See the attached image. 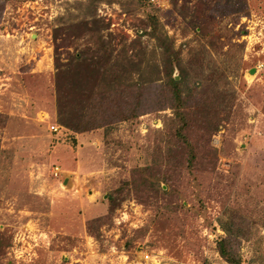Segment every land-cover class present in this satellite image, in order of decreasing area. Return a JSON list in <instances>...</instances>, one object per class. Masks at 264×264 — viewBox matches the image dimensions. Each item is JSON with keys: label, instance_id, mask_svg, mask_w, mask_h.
Instances as JSON below:
<instances>
[{"label": "rangeland", "instance_id": "374dc122", "mask_svg": "<svg viewBox=\"0 0 264 264\" xmlns=\"http://www.w3.org/2000/svg\"><path fill=\"white\" fill-rule=\"evenodd\" d=\"M78 1L6 0L2 13L0 264H144L146 253L156 264H229L217 245L220 219L232 212L251 232L237 250L241 264H264V0H247L249 15L218 19L205 36L195 12L220 0L99 3L97 16L128 44L146 31L141 46L164 81L155 16L188 76L214 75L215 104L178 118L159 109L153 85L135 120L74 135L50 125L59 124L56 43L61 62L92 43L65 28L56 38L57 24L85 17Z\"/></svg>", "mask_w": 264, "mask_h": 264}, {"label": "trees", "instance_id": "16d2710c", "mask_svg": "<svg viewBox=\"0 0 264 264\" xmlns=\"http://www.w3.org/2000/svg\"><path fill=\"white\" fill-rule=\"evenodd\" d=\"M104 1H78L81 2L80 8H85V17L79 20L69 19L71 22L55 26L56 38L58 32L65 28L73 33H87L92 41L82 49L76 48L66 62L59 60V44L54 41L57 118L60 130H70L74 135L83 134L100 128L107 130L118 122L135 120L141 115L145 105L147 106V94L153 85L160 88V97L157 100L160 102L159 109L167 107L174 112L175 117L183 115L182 109H200L210 102L214 103L207 95L210 89H214V82L211 83L215 79L214 75L198 76L192 80L187 69L181 65L180 53L170 51V38L160 31L159 21L155 16L149 15L148 19L150 32L158 44L157 48L164 53V81L159 76L160 65L150 63L146 58L147 48L141 46V38L146 35V31H138V38L129 44L124 36L112 33L110 24L97 16L98 4ZM5 3L6 0H0V21ZM200 8L195 12L200 21L199 31L196 33L204 36L210 34V29H215V25L225 16L249 15L247 0H220L210 3L207 12L200 16L202 20L199 17L202 11ZM227 9L230 12L226 15L224 11ZM237 34L242 35L243 30ZM176 67L179 78L174 75ZM161 81L164 84L157 83ZM74 97L78 99V104L74 103ZM225 98L219 95L216 102H222ZM182 130L178 133L179 137L187 141ZM75 142L74 138V145ZM108 201L112 212L118 206L117 202L112 196L108 197ZM220 225L226 234L217 245L220 256L229 264H241L237 250L241 241L251 235L246 220L238 212H232L228 218L220 219Z\"/></svg>", "mask_w": 264, "mask_h": 264}, {"label": "built area", "instance_id": "2783aa9c", "mask_svg": "<svg viewBox=\"0 0 264 264\" xmlns=\"http://www.w3.org/2000/svg\"><path fill=\"white\" fill-rule=\"evenodd\" d=\"M261 67L262 66H260V68ZM41 116H42V120H45V117H43L44 115H41ZM50 130H51V132H58L60 130V127L57 124L50 125ZM51 173L56 179L59 180L61 186H63L62 183L64 182L65 176L63 175V172L61 171L59 166H53ZM153 258H155V257H151L150 254L146 253L144 256V261H143L144 264H156V261H155L156 259L154 260Z\"/></svg>", "mask_w": 264, "mask_h": 264}, {"label": "crops", "instance_id": "0c3cea01", "mask_svg": "<svg viewBox=\"0 0 264 264\" xmlns=\"http://www.w3.org/2000/svg\"><path fill=\"white\" fill-rule=\"evenodd\" d=\"M65 182H66V183H65ZM67 182H68L67 178H64V183L67 184Z\"/></svg>", "mask_w": 264, "mask_h": 264}, {"label": "water", "instance_id": "95a60500", "mask_svg": "<svg viewBox=\"0 0 264 264\" xmlns=\"http://www.w3.org/2000/svg\"><path fill=\"white\" fill-rule=\"evenodd\" d=\"M254 72H255V69L252 70V73H254ZM65 183H66V182H65Z\"/></svg>", "mask_w": 264, "mask_h": 264}]
</instances>
